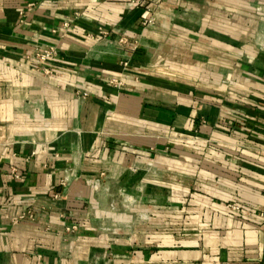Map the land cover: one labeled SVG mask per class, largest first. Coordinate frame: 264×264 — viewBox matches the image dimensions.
Instances as JSON below:
<instances>
[{
    "label": "crops",
    "instance_id": "crops-1",
    "mask_svg": "<svg viewBox=\"0 0 264 264\" xmlns=\"http://www.w3.org/2000/svg\"><path fill=\"white\" fill-rule=\"evenodd\" d=\"M140 1L0 0V264H264V0Z\"/></svg>",
    "mask_w": 264,
    "mask_h": 264
},
{
    "label": "built area",
    "instance_id": "built-area-1",
    "mask_svg": "<svg viewBox=\"0 0 264 264\" xmlns=\"http://www.w3.org/2000/svg\"><path fill=\"white\" fill-rule=\"evenodd\" d=\"M136 3H142L140 0H136ZM34 4L33 3H28L27 8L25 10L20 11V15L24 16L26 11H29L33 8ZM153 22L152 18H149L145 20L143 23L146 26L151 25ZM136 45H134L135 47ZM57 55V50L53 46H46L44 48H37L34 50L32 54L29 55V58L32 60V62L42 70L45 74H51L52 70L48 66V62L53 59ZM113 84H119V82L112 80ZM12 174L14 177H18V173L15 170H12ZM76 226L70 225L66 226L65 229L67 230H74Z\"/></svg>",
    "mask_w": 264,
    "mask_h": 264
}]
</instances>
